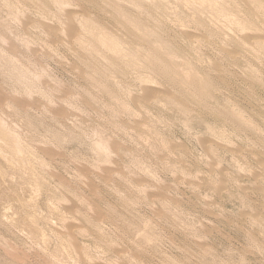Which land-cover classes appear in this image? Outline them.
<instances>
[{
	"label": "rangeland",
	"instance_id": "374dc122",
	"mask_svg": "<svg viewBox=\"0 0 264 264\" xmlns=\"http://www.w3.org/2000/svg\"><path fill=\"white\" fill-rule=\"evenodd\" d=\"M12 1L14 11L0 1V54L12 61L0 58L6 63L0 62V130H5V135L0 132V264H264V51L252 41L254 34L264 39V5L259 14L253 3L237 0L236 11L218 17L211 6L196 15L188 11L190 3L179 5L177 0V7L175 0H164L168 10L175 2L164 15L142 0L141 7L150 8L143 10L154 13L149 15L119 0L117 5L126 9L120 8L124 17L149 19L146 29L152 23L155 27V20L161 22L158 32L150 26L147 30L155 38L157 34L155 40L151 32L143 36L142 27H136L135 36L134 27L130 33V26H125L127 31L120 24L125 18L110 15V4L117 0H64L55 17L37 9H43L45 0H36L39 7L35 0ZM181 5L185 14L191 13L190 21L200 15L207 20L219 40L206 36L193 21L190 26L177 24L178 13L184 11ZM82 16L120 37V50L126 49L132 59L124 76L112 74L117 75L115 84L109 73L111 82L106 75L101 82L95 73L98 63L105 66L102 56H97L102 63L92 61H98L94 67L87 63L91 50L86 40L91 41L92 33L81 28ZM240 18L255 27L239 30ZM132 36L139 38L134 41ZM141 36H150L155 44L147 47L148 39ZM153 45L160 51L168 47L163 54L174 55L171 59L187 73L186 81L197 71L194 75L205 73L217 84L206 99L210 113L149 72L140 60L145 55L138 56ZM131 46L139 48L136 53L145 50L136 56ZM252 74L263 83L250 80ZM96 75L100 79L92 81ZM144 75L146 80L141 79ZM97 79L100 86L93 84ZM167 97L176 104H167ZM182 104L186 111L179 110ZM214 107L241 113L252 131L235 129L213 114ZM102 142L107 143L105 151Z\"/></svg>",
	"mask_w": 264,
	"mask_h": 264
},
{
	"label": "bare ground",
	"instance_id": "6f19581e",
	"mask_svg": "<svg viewBox=\"0 0 264 264\" xmlns=\"http://www.w3.org/2000/svg\"><path fill=\"white\" fill-rule=\"evenodd\" d=\"M0 1H2L1 3H2V5L1 6H5V9H7V7L9 8V10L10 11H14V10H16L15 9V6H14V3H13V1L12 0H0ZM31 1V0H30ZM33 1V0H32ZM31 1V2H32ZM38 1H40V0H38ZM44 0H42V2H43ZM67 1V0H66ZM77 0H75L74 2H76ZM84 1V0H83ZM82 1V2H83ZM88 1V0H87ZM92 1V0H91ZM109 1V0H108ZM117 1H119V0H117ZM121 1V0H120ZM120 1L119 2H113V4H110V6L112 5V7H113V10L112 9H109V11H111V12H113L112 14H110V15H113L115 18H118L119 19V17L121 18V19H123V18H125L123 21H119L120 22V24L122 23V25H124L123 27L125 28V29H129V26H130V30H131V32L130 33H132V27H134L133 29V33L132 34H134V31L136 30H138L139 28L138 27H142V28H144V30L146 29L145 27H146V24H148V23H150L151 24V22L149 21V19L148 18H146V21L148 22H146V21H144V20H141V18L140 19H138L137 17L136 18H134L132 15H131V18L132 19H128V16H130V15H128V16H126V17H124L123 16V14H126V12L124 13L121 9L123 8V4H122V8L120 7V5H117V3L118 4H120ZM127 0H125V2H126ZM129 2H128V4L130 3L134 8H135V10L137 9H140V12L143 10V8H145L147 5V3H150V8H152L153 6H154V8H156V9H154V8H152L154 11L155 10H157V12H164V9H166V7L167 6H169V3L168 2H164V0H154V4H151V2H150V0H148V2H146V0H145V7H141V6H143V5H141V4H144V2L143 3H141V1L142 0H128ZM152 1V0H151ZM165 1H167V0H165ZM168 1H170V0H168ZM174 0H172V2H173ZM180 2H179V5L182 3V5H183V3H184V1L185 2H187V3H190V4H188V11H190V12H193L194 11V13L197 15L198 14V12L201 14V10H204L203 8H205L206 6H211L212 8H213V10H215L216 12H217V14H218V17L219 16H221V15H226L228 12L230 13V12H234V11H236V1L237 0H179ZM222 1V2H221ZM17 2V1H16ZM19 2V1H18ZM26 2H28V0L26 1ZM30 2V3H31ZM34 2H37L36 0L34 1ZM33 2V3H34ZM41 2V3H42ZM46 2H48V3H46ZM105 2H107V0L105 1ZM112 2H110L109 1V3H112ZM124 2V3H125ZM172 2H171V5H172ZM175 2H176V4H177V0H175ZM175 2L173 3V5H172V8L174 9V4H175ZM223 2L225 3V2H227V4L225 5V4H223ZM244 2L246 3V2H248V3H253L254 4V6L255 7H258L257 8V12H259V14L262 12V16L264 17V9L262 10H260V8L259 7H263V5H264V1L263 0H244ZM24 3V2H23ZM39 3L40 2H37V4L36 3H34V4H36V6L38 5V7H39ZM67 3V2H66ZM85 3V2H84ZM121 3H123V2H121ZM153 3V2H152ZM163 3H166V4H163ZM187 3L185 4V6L187 5ZM22 4V3H21ZM25 4V3H24ZM27 4V3H26ZM43 4V3H42ZM42 4H40L41 5V7H43V9H39V8H37L38 10H39V12H42V14H48L49 12H51L50 13V16H54V14H55V16H56V12H58V11H62V8H63V5H64V0H48V1H44V4L42 5ZM52 5L51 6V8H52V10H53V12L51 11V10H49V6L48 5ZM96 4V3H95ZM97 4H99L100 5V3H97ZM101 4H103V3H101ZM108 4V3H107ZM106 4V5H107ZM129 4V5H130ZM198 4V5H197ZM86 5V4H85ZM131 5H130V7H129V9L131 8ZM165 5H167L165 8H164V6ZM171 5H170V8H169V10L168 9H166V10H168V11H170L171 12V10L170 9H172L171 8ZM178 4H177V7L179 6ZM181 5V6H182ZM189 5L191 6V7H189ZM193 5V6H192ZM248 5V4H247ZM17 6V5H16ZM32 6H33V4H32ZM96 6V5H95ZM94 6V7H95ZM105 6V5H104ZM104 6H103V8H104ZM109 6V7H110ZM125 6H128L127 4L125 5ZM136 6V7H135ZM148 6H149V4H148ZM176 6V5H175ZM249 6V5H248ZM35 7V6H34ZM34 7H32V8H34ZM101 7V6H100ZM106 8H108V5L107 6H105ZM111 7V8H112ZM133 7L131 8L132 9V11H133ZM177 7H176V10L178 11L179 9H177ZM211 7H209V8H211ZM253 7V6H252ZM1 8V7H0ZM35 8V9H36ZM50 8V9H51ZM121 8V9H120ZM141 8H142V10H141ZM146 8H148V7H146ZM150 8H148V10L150 9ZM182 8H183V6H182ZM186 8V7H185ZM189 8H192V10L191 9H189ZM208 8V9H209ZM251 8V7H250ZM2 9V8H1ZM25 9V8H24ZM152 9L150 10V11H152ZM181 9V8H180ZM207 9V8H206ZM256 9V8H255ZM38 10H35L36 12L38 11ZM40 10H42V11H40ZM101 10H103V9H101ZM107 10V9H106ZM123 10L125 11L126 9H125V7L123 8ZM136 10V11H137ZM145 11H146V9H144ZM143 10V13H148V12H150V11H144ZM160 10V11H159ZM184 10V8L182 9V11ZM258 10H260V11H258ZM49 11V12H48ZM129 11H131V10H129ZM175 11V10H174ZM173 11V12H174ZM179 11H181V10H179ZM178 11V12H179ZM255 11V10H254ZM75 12V11H74ZM73 12V13H74ZM105 12V11H104ZM128 12V11H127ZM135 12V11H134ZM178 12H176L175 14H177ZM184 12V14H185V10L183 11ZM182 12V13H183ZM203 13H204V11H202ZM251 12H253V11H251ZM19 13V12H18ZM29 13V12H28ZM139 13V12H138ZM137 13V14H138ZM142 12H141V14H143ZM151 13V12H150ZM148 13L149 15H152V14H154V13ZM161 13H157V14H159V15H162ZM165 13L166 12H164V15H165ZM169 13V12H168ZM182 13H178V14H180V16H181V18L179 19V20H177L176 18V21H177V24H180L181 25V23H183V25H188V26H190L189 25V23H193L194 22V24L197 26L196 28H199L201 31H203V33H205V35L206 36H210L211 37V39H213V38H217L218 37V33L216 34V32H215V30L213 29H211V26H210V28L208 27L209 25H208V23H205V21H207V20H205V21H203L201 18H202V16L200 15V17L199 16H196V15H194L193 14V16H196V17H199V18H196V19H194V20H196V21H193V20H191L190 21V19H192V16L190 15V18L189 19H187L188 18V16L189 15H187V14H185V15H187V17L186 16H183V14ZM203 13H202V15H203ZM226 13V14H225ZM228 13V14H229ZM255 13H256V11H255ZM12 14V13H11ZM40 14V13H39ZM71 14V13H70ZM76 14V13H75ZM74 14V16H77V15H75ZM129 14V13H128ZM131 14V13H130ZM132 14H134V13H132ZM136 14V13H135ZM140 14V17L142 16ZM28 15V14H27ZM91 15V14H90ZM149 15H147V16H149ZM156 15V14H155ZM167 15V14H166ZM258 15V13H256V16ZM15 16H16V14H15ZM43 16V15H42ZM48 16H49V14H48ZM47 16V17H48ZM54 16V17H55ZM59 16V15H58ZM73 16V17H74ZM92 16V15H91ZM90 16V17H91ZM146 16V17H147ZM179 16V15H178ZM249 16V15H248ZM252 16H254L253 18H255L256 16L255 15H253L252 14ZM17 17V16H16ZM15 17V18H16ZM18 17H20V16H18ZM53 17V18H54ZM72 17V16H71ZM78 17V16H77ZM83 17V16H82ZM123 17V18H122ZM139 17V16H138ZM207 17V16H206ZM205 17V18H206ZM217 16H216V18H218ZM44 18V17H43ZM51 18V17H50ZM76 18V17H75ZM81 18V17H80ZM79 18V19H80ZM86 18V19H85ZM85 18L83 17V18H81V19H84V20H81V22H80V26H81V28H83V27H85V28H89V30L87 29V31L88 32H90L91 31V35H90V37L92 38L91 39V41L90 40H86V41H88V46H89V49L91 50V53L88 55V59L90 60L89 62H87L88 63V65H93V63L94 62H92V61H94V60H98L99 61V57H103V59H100L102 62H103V64H104V60H105V66H103V67H101V65H99V63L97 64L98 65V67H100V68H98L97 67V65L95 66V71H97V72H95L92 68L94 67V65H95V63L96 62H98V61H96L95 63H94V65H93V67L92 68H87L88 66H85L87 69H89V71H91V69L97 74H99V75H101V82H102V77L104 76V75H106V74H110L111 76H113V78L115 79L116 78V76L114 77V75H112V74H117V73H121V74H123V76H124V73L123 72H126V71H128V69L130 68L131 69V66H132V59L128 56V55H126V49L124 50H122V51H124V53L120 50V48L122 47H119V44H120V42L119 41H121V38L120 37H118L117 39H116V37H117V35H116V37L114 36L115 34H114V32H111L113 35H111V34H109V33H107L106 31H103L104 29H103V27L104 26H102V28H100L99 26H98V23H97V25L94 23V21H92V20H90V18L89 19H87V17L85 16ZM130 18V17H129ZM203 18H204V15H203ZM248 18V17H247ZM253 18H252V20H253ZM261 18V17H260ZM22 19V18H21ZM74 18H72V20H73ZM78 19V18H77ZM120 19V20H121ZM145 19V18H144ZM148 19V20H147ZM206 19H208V18H206ZM211 19V18H210ZM210 19H208V20H210ZM251 19V18H250ZM262 19V18H261ZM260 19V20H261ZM16 20V19H15ZM20 20V19H19ZM33 20V19H32ZM76 20V19H75ZM94 20H96V19H94ZM212 20V19H211ZM240 20V21H239ZM238 21L239 22H237V25H238V27L240 28H237V29H239V30H243L245 27L247 28V27H249L250 28V26H253V27H255V25L253 24V21H251L250 23H252L251 25H249L247 22L248 21H246V20H244L243 19V22H244V26L242 25V20H241V18L239 19ZM256 20H257V18H256ZM264 20V19H263ZM262 20V21H263ZM21 21V20H20ZM155 21H158L157 23L156 22H154V24H155V27L153 26V23H152V25L151 26H153V27H151L150 26V24H149V26H150V28H154V29H156V28H158V29H160L159 27H161V22L159 21V20H155ZM178 21H179V23H178ZM193 21V22H192ZM250 21V20H249ZM258 21V20H257ZM17 22V21H16ZM44 22V21H43ZM75 22V21H74ZM96 22H97V20H96ZM153 22V21H152ZM208 22V21H207ZM210 22V21H209ZM15 23V22H14ZM20 23V22H19ZM28 23V22H27ZM79 22H77V26L79 25L78 24ZM117 23V22H116ZM146 23V24H145ZM184 23H186V24H184ZM245 23H247V26H245ZM256 23V22H255ZM5 24V23H4ZM25 24V23H24ZM60 24V23H59ZM210 24V23H209ZM259 24V23H258ZM258 24H256V25H258ZM262 24V23H261ZM1 25H3L2 23L0 24V26ZM101 25V24H100ZM192 25V24H191ZM212 25V24H211ZM236 25V22H235V27L237 26ZM20 26V25H19ZM27 26V25H26ZM80 26H78V27H80ZM127 28H126V27ZM143 26H145V27H143ZM149 26H148V29H149ZM122 27V26H121ZM138 29H137V28ZM194 27V26H193ZM213 27V26H212ZM261 27V26H260ZM24 28V27H23ZM80 28V29H81ZM123 28V29H124ZM142 28H140V30H142ZM252 28V27H251ZM4 29V28H3ZM7 29V28H6ZM91 29V30H90ZM124 29V30H125ZM128 29H127V31H128ZM148 29H146V31H144V30H142L143 31V36H145L144 35V33H146L147 32V30ZM153 29V30H154ZM158 29H156L155 31L156 32H158L157 30ZM162 29V28H161ZM254 29V28H253ZM85 30V29H84ZM6 31V30H5ZM126 31V30H125ZM126 31V32H127ZM135 31V36L137 35L138 36V34H136L137 32L139 33V31H137L136 32ZM217 31V30H216ZM2 32V31H1ZM7 32V31H6ZM6 32H4V33H6ZM149 32H151V33H149ZM155 32V33H156ZM161 32V31H160ZM159 32V33H160ZM224 32V31H223ZM242 32V31H241ZM3 33V32H2ZM8 33V32H7ZM125 33V32H124ZM140 33H142V32H140ZM147 33H149L150 35L153 33V31L151 30V31H148ZM127 35V34H126ZM142 35V34H141ZM152 35H154V34H152ZM151 35V38H154L155 40H156V38L158 37L157 36V34L155 35L156 36V38L154 37V36H152ZM159 35V34H158ZM160 35H161V33H160ZM159 35V36H160ZM200 35H201V33H200ZM204 35V34H203ZM222 35V34H221ZM1 36V35H0ZM4 36V35H3ZM20 36V35H19ZM120 36V35H119ZM134 36V37H135ZM139 36H140V34H139ZM143 36H141V39L140 40H143L142 38H143ZM191 36V35H190ZM196 36V35H195ZM251 36V35H250ZM89 37V36H88ZM90 37L88 38V39H90ZM133 37V36H132ZM131 37V38H132ZM133 37V39H134V41H135V39H138L137 37H135L134 38ZM148 37V38H147ZM147 37H144L145 39V41L147 40V43H145L146 45H147V47H148V43L149 42H151V43H154V42H152V39H151V41L149 40V37L150 36H147ZM207 37V38H208ZM213 37V38H212ZM220 37V36H219ZM224 37V36H223ZM223 37H221V39L223 38ZM251 37H253V36H251ZM254 37H255V34H254ZM254 37H253V39H254ZM31 38V37H30ZM79 38V40L80 41H82L81 39V37H78ZM77 38V39H78ZM81 38V39H80ZM87 38V37H86ZM122 38H124V37H122ZM160 38V37H159ZM158 38V39H159ZM250 38V37H249ZM256 39H252V41H253V45H255L256 47H259V48H261L260 50H262L263 49V51H264V39H258L257 37H255ZM3 39H5V38H3ZM118 39H120V40H118ZM188 39H190V38H188ZM192 39V38H191ZM218 39V38H217ZM216 39V40H217ZM220 39V40H221ZM225 39V38H224ZM232 38H230V40H231ZM234 39V38H233ZM236 39V38H235ZM6 40V39H5ZM25 40V39H24ZM124 40H127V39H124ZM143 40V41H144ZM154 40V41H155ZM160 40L162 41V37L159 39V42H160ZM166 40V39H165ZM164 39H163V42L165 43V45L166 44H168L167 46H169V42L170 41H165ZM196 40H197V38H196ZM219 40V39H218ZM0 41H2L1 40V38H0ZM90 41V42H89ZM158 41V40H157ZM188 41H190V40H188ZM223 41V40H222ZM221 41V42H222ZM225 41V40H224ZM251 41V40H250ZM31 42V41H30ZM83 42V41H82ZM82 42H81V44H82ZM123 42V41H122ZM198 42H200V40H198ZM231 42V41H230ZM237 42H240L239 40L237 41ZM249 42V41H248ZM4 43V42H3ZM7 43V42H6ZM127 43H129V42H127ZM131 43H133V42H131ZM160 43H162V42H160ZM188 43V42H187ZM233 43V42H232ZM236 43V42H235ZM27 44H28V42H27ZM87 44V43H86ZM123 45H125L126 44V42L125 43H122ZM137 44H138V42H137ZM137 44H135L134 43V45H137ZM155 44V43H154ZM234 44V43H233ZM232 44V45H233ZM237 44V43H236ZM239 44H241V43H239ZM238 44V45H239ZM5 45V44H4ZM17 45V44H16ZM133 45V46H134ZM139 45V44H138ZM137 45V46H138ZM151 45V44H150ZM149 45V46H150ZM161 45V44H160ZM171 45V44H170ZM2 46V45H1ZM10 46V45H9ZM30 46V45H29ZM28 46V47H29ZM133 46H131V47H133ZM136 46V47H137ZM152 46V45H151ZM159 46V45H158ZM173 46V45H172ZM242 46H243V44H242ZM6 47H8V46H6ZM22 47V46H21ZM27 47V46H26ZM100 47H106L105 49V51H103ZM127 47V46H126ZM129 47H130V45H129ZM135 47V46H134ZM134 47H133V49H134ZM139 47V46H138ZM136 48V50L138 51V49L139 48ZM155 47H157L156 45H153V47H150L149 49L147 48L146 50L147 51H144L143 49V53H140V51H142L141 49H140V51L139 52H137V53H140L139 54V56H138V54L136 53V50H135V53H136V56H138V58L139 57H141L140 55L142 54V56H143V54L145 55V56H143V57H141L140 58V60L142 59V60H145L144 62L146 63V65H147V67L146 68H148L149 69V72L150 73H152V74H154L157 78H160L161 80H163L164 82H166L167 84H169L168 86H170V87H172L173 88V91L178 95V96H180V97H185V98H189V99H191L193 102H195V104L197 105H200L201 106V108L204 110V111H208V108H207V103H206V101L208 100V99H210V97L208 98V96L210 95L211 96V94L210 93H212V92H214L213 90H215V86L217 85V84H214V82H212L213 80H210L209 78L210 77H208V75L207 74H205V73H202L203 75H201L200 74V76H196V75H194V73L195 74H197L195 71H191V72H193V77H192V75L190 76V74L191 73H189V77H191V78H193V80L191 81L190 79L189 80H187L186 81V78L183 76V74L185 73V72H183V73H181L182 71H180V69L179 68H176V66L178 67V65L180 66V64H175V62L174 61H172L173 59H171L172 58V56H174L173 54L172 55H169V56H171V58L170 57H167V56H165L164 54H163V52L165 53V49H167V48H165V49H163V51H162V54H160L161 53V51L159 50V49H157V48H155ZM160 47V46H159ZM163 47H166V46H163ZM162 47V48H163ZM244 47V46H243ZM245 47H246V45H245ZM142 48V47H141ZM247 48V47H246ZM258 48V49H259ZM5 49V48H4ZM10 49V48H9ZM122 49V48H121ZM132 48H131V50L134 52V50H133ZM173 49H175V48H173ZM7 50V49H6ZM131 50H129V52H132ZM165 50V51H164ZM2 51V50H1ZM4 51V50H3ZM173 51V50H172ZM172 51H171V53H172ZM175 51V50H174ZM13 52V51H12ZM17 52V51H16ZM22 52V51H21ZM132 52V53H133ZM145 52H146V54H145ZM167 52V51H166ZM10 53V52H9ZM18 53V52H17ZM169 53V52H168ZM2 54H3V52H2ZM0 54V58L2 57L3 59H5V61H10V59L11 58H9V57H11V56H6V54ZM11 54V53H10ZM14 54V53H13ZM174 54H175V52H174ZM18 55V54H17ZM100 55V56H99ZM13 56V55H12ZM24 56V55H23ZM97 56H98V58H97ZM101 57V58H102ZM176 57H177V55H176ZM15 58V57H14ZM145 58V59H144ZM174 58V57H173ZM26 59H28V58H26ZM87 59V60H88ZM177 59V58H176ZM175 59V60H176ZM15 60V59H14ZM19 60V59H18ZM25 60V59H24ZM4 61V60H3ZM3 61H0V62H3ZM5 61H4V63H5ZM7 61V62H8ZM101 61H99V62H101ZM180 61V60H179ZM10 62H12V61H10ZM19 62V61H18ZM21 62V61H20ZM85 62V61H84ZM92 62V63H91ZM101 62V63H102ZM177 62V61H176ZM14 63V62H13ZM12 63V64H13ZM25 63H26V61H25ZM28 63V62H27ZM90 63V64H89ZM179 63V62H178ZM181 63V62H180ZM183 63H185L184 61H183ZM181 64L182 65V67H183V65H185V64ZM1 64V63H0ZM6 64V63H5ZM10 64V63H9ZM14 64H16V63H14ZM13 64V66H15ZM18 64V63H17ZM21 64V63H20ZM85 64V63H84ZM19 65V64H18ZM21 65H23V64H21ZM28 65V64H27ZM26 65V66H27ZM87 65V64H86ZM2 66V65H1ZM13 66H11V68L13 67ZM24 66H25V64H24ZM29 66H31V65H29ZM144 66V65H143ZM4 67V66H3ZM90 67V66H89ZM145 67V66H144ZM22 68H24V67H22ZM27 68H28V66H27ZM104 68V69H103ZM4 69V68H3ZM2 68H1V70H3ZM8 69H9V67H8ZM14 69V68H13ZM25 69V68H24ZM32 68H30V70H31ZM147 69V70H148ZM192 69H194L193 67H192ZM192 69H190V70H192ZM10 70V69H9ZM8 70V71H9ZM30 70H28V72H30ZM184 70V69H183ZM190 70L188 71V72H190ZM6 71V70H5ZM7 71V72H8ZM17 71V70H16ZM15 71V72H16ZM23 72L22 73H24V70H22ZM33 71V70H32ZM209 71V70H208ZM10 72V71H9ZM33 72H35V71H33ZM32 72V73H33ZM93 72V73H94ZM117 72V73H116ZM210 72V71H209ZM5 73V72H4ZM11 73V72H10ZM9 73V75H11ZM14 73V72H13ZM18 73V72H17ZM22 73H20V74H22ZM200 73V72H199ZM207 73V72H206ZM252 73V72H251ZM2 74V73H1ZM6 74V73H5ZM5 74H4V76H5ZM19 74V73H18ZM19 74V75H20ZM30 75H31V72L29 73ZM108 74V75H109ZM130 74V73H129ZM185 74H187V73H185ZM204 74H205V76H204ZM89 75V74H88ZM87 75V76H88ZM93 74H91V76H92ZM110 75H109V78H111L110 77ZM1 76H3V75H1ZM21 76V75H20ZM24 77H25V73H24V75H23ZM22 76V77H23ZM31 76H33V75H31ZM91 76H90V78H91ZM107 76V75H106ZM120 76V75H119ZM186 77H187V79H188V76L187 75H185ZM201 76H202V78H201ZM7 77H8V74H7ZM17 77V76H16ZM23 77V78H24ZM27 77H28V75H27ZM96 77H97V75L96 76H94V77H92V81H94L95 79H96ZM105 77V76H104ZM131 77V76H130ZM140 77V76H139ZM141 77H142V75H141ZM140 77V78H141ZM147 77V75L145 76L144 75V77L143 78H141V79H144V78H146ZM149 77V76H148ZM13 78H15L14 77V75H13ZM23 78H19L20 80H22ZM93 78H94V80H93ZM97 78H99V77H97ZM106 79L108 78V76L107 77H105ZM136 78H138V75H137V77ZM185 78V79H184ZM248 78H251L250 80H253V81H255V84L257 83V81H259L256 77H254L253 76V74L250 76V77H248ZM259 78V77H258ZM18 79V78H17ZM16 79V80H17ZM18 79V80H19ZM100 79V78H99ZM99 79H97V82H93V84L94 83H97V86H100L99 84H98V82L100 83V81H98ZM106 79H104V80H106ZM139 79V78H138ZM140 79V80H141ZM1 80H2V78H1ZM11 80V79H10ZM17 80V81H18ZM19 80V81H20ZM29 80V79H28ZM89 80H91V79H89ZM109 79H107V81H108ZM144 80H146V79H144ZM147 80H148V78H147ZM110 82H111V80H109ZM108 81V82H109ZM112 81H113V79H112ZM141 81H143V80H141ZM114 82V84H115V82H116V79H115V81H113ZM124 82V81H123ZM16 83V82H15ZM14 83V84H15ZM21 83V82H20ZM27 83V82H26ZM36 83V82H35ZM103 83H105V82H103ZM251 83V82H250ZM263 82L261 81V83H260V81H259V84H262ZM5 84V83H4ZM32 84V83H31ZM107 84H109V83H105V85H107ZM111 84V83H110ZM113 84V83H112ZM111 84V85H112ZM120 84V83H119ZM118 83H116V85L118 86L119 85ZM187 84H190L188 87H185V86H187ZM253 84V83H252ZM264 84V83H263ZM25 85H28V84H25ZM34 85V84H33ZM102 85V84H101ZM104 85V84H103ZM103 85L101 86V87H103ZM34 86H36V85H34ZM110 86V85H109ZM264 86V85H263ZM21 87V86H20ZM23 87V86H22ZM28 87V86H27ZM112 87V86H111ZM110 87V88H111ZM115 87V90H116V86H114ZM128 87V86H127ZM217 87H219V85L217 86ZM216 87V89H218ZM18 88H19V86H18ZM105 88L106 87H103L102 89L103 90H105ZM109 88V89H110ZM23 89V88H22ZM27 89V88H26ZM32 89V88H31ZM36 89V88H35ZM38 89V88H37ZM107 89H108V87H107ZM106 89V90H107ZM109 89H108V91H109ZM120 89H122V88H120ZM171 89V88H170ZM101 90V89H100ZM114 90V89H113ZM112 90V91H113ZM18 91V90H17ZM26 91H28V90H26ZM30 91V90H29ZM47 91V90H46ZM49 91V90H48ZM102 91V90H101ZM107 91V92H108ZM111 91V90H110ZM118 91V90H117ZM129 91V90H128ZM218 91V90H217ZM36 92V91H35ZM44 92V91H43ZM103 92V91H102ZM114 92V91H113ZM216 92V91H215ZM25 93V92H24ZM39 93V92H38ZM109 93V92H108ZM107 93V94H108ZM114 93H116V92H114ZM114 93H111L110 92V94H114ZM41 94V93H40ZM162 94V93H161ZM213 95V94H212ZM215 95V94H214ZM161 96V95H160ZM161 97H163V96H161ZM212 97V96H211ZM162 99V98H161ZM207 99V100H206ZM159 100V99H158ZM164 100H165V98H164ZM166 100H167V104L169 103V105H171V104H173V106H174V104H176L175 103V100L173 99V98H170V97H167L166 98ZM212 100V99H211ZM210 101V100H209ZM119 103V102H118ZM6 104H8V102L6 103ZM14 104V103H13ZM15 105V104H14ZM120 105V104H119ZM124 105V104H123ZM212 105V104H211ZM121 106V105H120ZM209 106V105H208ZM6 107V106H5ZM15 107V106H14ZM121 107H123V106H121ZM217 107V106H216ZM222 107V106H221ZM220 107V108H221ZM225 107V106H224ZM223 107V108H224ZM10 108V107H9ZM8 108V109H9ZM13 108V107H12ZM126 108V107H125ZM124 108V109H125ZM187 108V107H186ZM209 108H212V107H209ZM215 108V107H214ZM212 109V111H213V114L214 115H217L218 116V118L220 117L221 119H223L225 122H228L229 124H231V126H233L235 129H243L244 127H249V125L244 121V119H242L241 117H240V115H241V113H240V115L238 114V113H236V111L234 112V111H230L231 109H227V110H224L223 108L222 109H218L217 110V108H215V109ZM19 109V108H18ZM188 109V108H187ZM10 110H11V108H10ZM15 110H17V109H15ZM179 110H181V111H186L185 110V105L184 104H182L180 107H179ZM233 110V109H232ZM209 112V111H208ZM208 112H206V113H208ZM238 112V111H237ZM15 113V112H14ZM210 113V112H209ZM211 114H212V112H211ZM213 115V116H214ZM214 117H216V116H214ZM244 118V117H243ZM0 119H1V117H0ZM1 122V121H0ZM250 122V121H249ZM222 123H224V122H222ZM3 123H1V125H2ZM250 124H251V122H250ZM252 125V124H251ZM230 126V125H229ZM252 127H253V125H252ZM3 128H4V126H3ZM232 128V127H231ZM1 129V128H0ZM249 129L251 130V127H249ZM253 129H255V128H253ZM4 130V129H3ZM233 130V129H232ZM245 130H246V128H245ZM5 131V130H4ZM3 131V132H4ZM252 131V130H251ZM0 132H1V130H0ZM3 132H1L2 134H4ZM235 132V131H234ZM239 132V131H238ZM250 132V131H249ZM18 133V132H17ZM242 133V132H241ZM253 133V132H252ZM1 134V135H2ZM12 134V133H11ZM15 134V133H14ZM14 134H12L13 135V138L14 139H16V135H15V137H14ZM256 134V133H255ZM5 135V134H4ZM18 135V134H17ZM20 135V134H19ZM213 135V134H212ZM221 135V134H220ZM8 136V135H7ZM11 136V135H10ZM10 136H8V137H10ZM219 136V135H218ZM3 137V136H2ZM11 138H12V136H11ZM12 138V139H13ZM18 137H17V141H18ZM216 139V138H215ZM1 140H2V138H1ZM8 140V139H7ZM101 140V139H100ZM99 140V141H100ZM3 141V140H2ZM13 141V140H12ZM15 141V140H14ZM19 141H20V139H19ZM6 142V141H5ZM97 142V141H96ZM94 143V144H97V143ZM2 143V142H1ZM104 142H102V143H100V144H102V148H103V150L104 149H106L107 148V143L105 144H103ZM16 144V143H15ZM22 144V143H21ZM1 145V144H0ZM4 145V144H3ZM6 145V144H5ZM11 145V144H10ZM2 146V145H1ZM7 146V145H6ZM15 146V145H14ZM13 146V147H14ZM18 146V145H17ZM97 146H99V145H97ZM5 147V146H4ZM9 147V146H8ZM16 147V146H15ZM210 147V146H209ZM208 147V148H209ZM21 148V147H20ZM97 149V148H96ZM211 149V148H210ZM18 150V149H17ZM17 150L15 151V152H17ZM20 150V149H19ZM22 150V149H21ZM33 150V149H32ZM13 151V150H12ZM105 151V150H104ZM103 151V152H104ZM14 152V151H13ZM101 152V151H100ZM5 153V152H4ZM12 153V152H11ZM17 155H18V153H17ZM7 156V155H6ZM9 156V155H8ZM2 158H3V156H2ZM9 158H10V156H9ZM4 159V158H3ZM19 160V159H18ZM32 161V160H31ZM34 161V160H33ZM32 161V162H33ZM5 162V161H4ZM11 162V161H10ZM8 163V162H7ZM8 166H10L9 164H8ZM11 167V166H10ZM28 167H30V166H28ZM1 170H2V168H0ZM10 169V168H9ZM28 169V168H27ZM4 171V170H3ZM223 172V171H222ZM225 173V172H224ZM219 174H222V173H219ZM205 176V175H204ZM210 176V175H209ZM206 178V177H205ZM211 178V177H210ZM216 178H217V176H216ZM223 178H225V177H223ZM209 181V180H208ZM218 181V183H219V180H217ZM223 181V180H222ZM206 182V181H205ZM223 182H225V181H223ZM220 183H222L221 181H220ZM259 183V182H258ZM217 184V183H216ZM219 186V185H218ZM220 186H222V187H224L223 185H221L220 184ZM219 186V187H220ZM218 187V188H219ZM258 188V187H257ZM251 213V212H250ZM249 213V214H250ZM248 214V215H249ZM253 215V214H252ZM87 216V215H86ZM247 216V215H246ZM86 218V217H85ZM88 218V217H87ZM250 218H251V216H250ZM254 218V217H253ZM90 219V218H89ZM252 219V218H251ZM87 221V220H86ZM91 222V221H90ZM89 223V222H88ZM91 224V223H90ZM93 224V223H92ZM94 227H96L95 225H94ZM99 229L97 228V231H98ZM101 232H102V230H101ZM103 233H104V231H103ZM58 235H59V233H58ZM103 235V234H102ZM104 236V235H103ZM106 236V235H105ZM62 238V237H61ZM106 238V237H105ZM63 240V239H62ZM64 244V243H63ZM66 244V243H65ZM66 246V245H65ZM68 248V247H67ZM62 249H63V247H62ZM71 249V248H70ZM73 251V250H72ZM68 252H69V250H68ZM54 257V256H53ZM57 257V256H56ZM55 257V258H56ZM60 257V256H59ZM58 257V258H59ZM58 263H59V261H58ZM62 263H64V262H62Z\"/></svg>",
	"mask_w": 264,
	"mask_h": 264
}]
</instances>
